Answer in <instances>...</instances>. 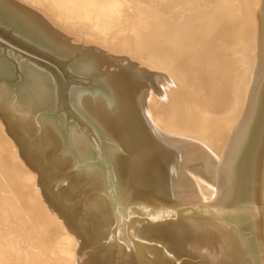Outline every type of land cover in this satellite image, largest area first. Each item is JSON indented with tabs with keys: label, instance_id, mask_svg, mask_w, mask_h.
Segmentation results:
<instances>
[{
	"label": "bare ground",
	"instance_id": "obj_1",
	"mask_svg": "<svg viewBox=\"0 0 264 264\" xmlns=\"http://www.w3.org/2000/svg\"><path fill=\"white\" fill-rule=\"evenodd\" d=\"M51 1H56L58 4H60V7H64L65 9L69 8L68 9L69 11L71 10V12H74L69 17L70 23H75V22H78V23L89 22V24L91 23V25H93V29H94L92 36L95 35L96 33L97 34L99 33L101 35L102 31H104L103 26L100 24L101 21H100L98 12H96L95 10H92V9L87 10L86 8H84L83 7L84 4L82 5L81 0H51ZM20 2H22V0ZM129 2H130V0H129ZM132 2H135V1L133 0ZM134 4L136 5V3H134ZM36 5H38V4H36ZM54 6H56V4H54ZM209 6H211V5H209ZM211 7H213V6H211ZM244 7H245V5L243 6V8L240 7L239 13L235 12L233 10L234 12H232V14H231V11H230V13L227 11L228 13L226 15H228V17H233V19H234V23H231L232 26L231 25L228 26V24H230L228 17L226 19V20H228V21H226V23H228V24H226L224 22L228 26V29L230 30L229 33L224 32V33H227L226 37H229L228 40L229 39L231 40L233 38V34L235 36L237 35L236 33L238 32L237 30H239V28H237V30H236V26H238V24H243V21L241 19H240L241 21L238 24L235 23V20L239 19L240 17L243 19L244 14L246 13V11L251 6H249L248 8L247 7L244 8ZM255 7H256L257 16L255 18H253V20L250 18L252 16L250 14L251 11L248 10V12H250L249 18H250V20H252V22L249 23V24H251V26L250 25L249 26L251 28L253 27L252 29L249 27V29H251V32H248L249 31L247 29L248 26H246V29H247V31H246L242 27L243 25H241V27H242V30L244 29V31H245V34H244L245 36L241 33L242 30L239 31L243 35L241 37L239 35L240 39L246 38V36H247L246 34H248L249 36L251 35V37H250V39H252L251 42H250V39L248 38L249 36L246 38V39H249L248 41H249V43H251V44H247L248 42L246 40V42H247L246 44L248 46L245 45L246 47H244V48L241 46V45H244V43H245V42H243V40H242L243 44L241 43V45L238 46V42L241 41V40L237 41V38H239V37H237V38L234 37L236 39L231 40V42H229L230 40L228 41L226 38L228 43L224 42L226 45L224 44L225 47H223V50H222V48H220V50H218L214 56L212 54L211 56H208L205 60H202V61H201V59H199L200 57L197 56L199 54V52H198L199 49L197 51L187 50L186 52H184V54H185L184 56H187V55L190 56V62L192 64V66H194V69H196L197 71L200 72L202 79H204V81L206 80L205 82L208 81L211 85H213V87L219 86L218 88H220V87L224 88L223 85H226V86L229 85L227 83L226 79L229 80L230 76H232L231 74L235 75V73H237L236 77H238V74L240 75V77L238 78L239 80L237 79L239 82L237 80H236L237 81L236 82L233 79V77H234V75H233L232 79L235 81L236 84L239 83V85L234 86L235 85V83H234V85H232V86H234L237 90V91H235L236 94L234 93L235 94L234 98H236L237 102L241 101V103H242L241 113L239 115L240 118L234 123L233 127L232 128L229 127L227 129V134L225 136V142H227L226 145L224 147H222V145H221L222 149L220 150V148L218 147L219 150H217L216 147L215 148L212 147V146H214V145H212L213 144L212 141L215 139L214 138L212 139L211 136L209 139H212V141L209 139H206V140H209L212 143L211 142L204 143V141H206L205 139L202 142L204 135L201 136L202 140H199L200 139L199 138L200 136H199L198 140L193 139V140H189L188 142H183L185 144L181 148V149H184V152L181 151L182 153L190 156L193 159H195V158L200 159L204 163H207L208 165L212 166V168L214 170L213 174H212V178L210 177L211 179H209L212 182H210L209 185H206L209 183L206 180L207 181V183H205L206 187H204V185L200 184L201 187H204V190L199 191V193L196 192V194L190 195V194H187L183 190L180 191L177 188L175 189L176 184L172 185V189L170 190L167 187H165V182L159 181V179H161V177L158 179V176H160V175L156 172V170H151V169H152V166L156 167L158 165V163H156L157 156L158 157L161 156L163 158V153H162L163 150L158 151V149H156L154 147H150L151 146L150 145L149 147L146 146L143 149L142 148L141 149L136 148V150L133 151L134 149H132V147H131L132 145H133V147H136L135 145H138L137 143H140V142L143 143L142 139L140 137V135H142V134H140V133H142L141 130H143V134H144L145 133L144 130H145V128H147V126H146V124L144 125V123H142V121L145 118L144 116H143L144 117L143 120H141L142 126L140 125V122H137L138 118L141 117V116L138 117V115H141L140 114L141 112L140 113L138 112L139 114L137 115V113H136L137 111L135 108L134 109L136 112L133 113V107L131 106L132 104L126 105L125 102L122 103L123 102L122 98L125 99L126 97H124L122 95L123 97L121 98L119 96L120 95L119 92L121 91L120 89H119L120 90L119 92L117 90V88H118L117 86L120 85V84L117 85V83H119V82H114V84L116 83L117 88L114 87V85L112 84L113 82L107 83L105 80H104L105 82H101V83H103L102 86H104L106 84L109 87L110 94L112 95V97L109 94H106L103 92V91L107 90L106 88L103 89V88L97 87V86H96L97 88H95L97 90L95 91V89H94L93 93H88V92H83V91L82 92L81 91H79V92L75 91L72 93L71 103L74 106V107L73 106L72 107L73 108L77 107L76 110L78 111L79 116H81L90 126H92L96 135H98V137L100 139V144H96L98 146L97 147V146H93L91 144V142L89 143L87 138L83 135L85 133L84 131H83L84 133L82 134L81 132L76 130V128L74 127L75 129L74 128H73L74 130L70 129L69 133L67 131L65 132L63 127H61V125H62L61 124V122H62L61 118H58V120L56 119L57 121L56 120L54 121L52 118H49L44 113H42V110H47L49 115H50L53 112V110H55L54 107L52 108V106L55 105V103H54L55 102L54 99L56 98V96L54 94L55 89L53 91L52 87L54 85L51 87V85H50L51 82L49 81L50 77L47 78L46 77L47 74L45 75L41 70L36 69L37 67L34 69L32 68L33 66L29 67V64L25 67L21 66V69L24 72L23 74L26 75L25 76L26 77V81H25L26 84H25V86H23L20 89L21 92L18 95L14 96L12 91L9 90L7 88V86L5 85V83L2 81L3 80L2 78L8 77V72H10V70L12 71V69L9 70V68H6L0 62V78L2 79V80H0V111L3 110L9 114L11 126L14 127L15 130H18L28 140V142L31 143V146L32 145L37 146L36 150H33V147L31 150L36 151V152L39 151V153H38L39 155H37L38 156L37 159L40 158L39 159V160H41L39 162L40 165L44 166L46 164L45 165L46 168L44 166L45 169H47V166L53 167V174H52L53 180L56 181V179H58V181L56 183H54L55 185H54L52 191L50 189H48V190H46V192L43 193V195L46 194L48 196L50 205L58 210L59 215L63 216L62 222H64V224L66 223V225L68 226V228L70 230H73L70 227L75 228V231L72 232V234L76 235V237L77 236L79 237V239L82 243V246L84 248L91 246V245L93 246V248H91V247L89 248L88 252L83 250L87 254H80L79 259H77L78 264H85L87 261H90L93 264H114L112 262V258L110 259V256L112 254H116L118 256V258L122 261L121 263H124V264H178L177 261L174 259L170 260V258L158 256L159 252H158V249H156L155 243H154L156 237L157 238H163L165 240L168 239L170 241V243L173 241H177L183 247H184V245L187 246L189 248V249L188 248L186 249V254H187L186 257H188V259H189L188 264H264V2L260 5L256 4ZM46 8H48V10H49V7H46ZM27 9H29V8H27ZM51 9H52V11L55 10L53 8H50V11H51ZM217 9H218V7H217ZM238 9H239V7H238ZM26 10L24 8L20 7L18 5V3L16 2V0H0V21H1V23H3V25H6V26H10L14 23H17L16 32L18 33V35H21L23 38L28 39V41L36 42L37 44H39V46H41L42 48H44L48 51H53V49L59 50V47L66 50L64 48V47H66V44L61 39H59L56 35H54L53 32H52L53 33L52 34L50 32V30H47L48 29L47 27H45V28L42 27L41 26L42 21L37 23V21L35 20L37 16L34 17L35 18L34 19L28 12H26ZM62 10H61V12H62ZM115 10L116 9H114V7H112V6H109L106 9L104 8V10H103L104 15L107 17V19H108L107 21L109 23L110 22H114V23L119 22V20H118L119 17L116 14ZM50 11H49V14H50ZM103 11H102V13H103ZM220 11H221V9H220ZM220 11H219V13H220ZM155 13H157V12H155ZM31 14H33V13H31ZM174 15H175V13H174ZM226 15H225V17H226ZM253 15H255V13H253ZM54 16H55V14H54ZM55 17H57V16H55ZM59 17H61V16H59ZM191 17H194V16H191ZM195 17H197V16H195ZM185 18H186V16H185ZM209 18H208V20L211 19V18L210 19ZM219 18H221V16ZM60 19H62V18H60ZM222 19H224V17H222ZM233 19H231V20L233 21ZM190 20H192V19H190ZM212 20H213V18H212ZM212 20L209 21L210 23L209 22L208 23L211 24ZM218 21L219 20L216 21L217 25H219ZM223 21H222V23L220 22V24L223 25ZM174 22H176V21H174ZM186 22H188V21H186ZM236 22H238V20H236ZM246 22L248 23L247 19L244 20V23H246ZM44 23H46V21ZM171 23H170V25H171ZM205 23H206V21H205ZM47 24H48V22H47ZM181 24H183V23L181 22ZM209 24H205V25H207V27H208ZM235 24H236V26H234ZM74 25H76V24H74ZM99 25H101V26H99ZM113 25H115V24H113ZM45 26H48V25H45ZM178 26H179V24H178ZM172 27L174 28V26H172ZM176 27H177V25H176ZM244 27H245V24H244ZM220 28H221V26H220ZM208 29H206L207 33L205 31V34L201 35L203 38H204V36H206V34H208V31H209ZM210 29H214V28H210ZM228 29H224V30H228ZM99 30H101V31H99ZM180 30H182V28ZM195 33H196V31H195ZM113 34H114V32H113ZM209 34H211V32ZM100 35H97V36L100 37ZM188 35L190 37H192V35L187 34V36H186L187 38L190 39V37ZM97 36L95 39L99 38ZM115 36L117 37L116 34H115ZM160 36L162 37V35H160ZM178 36H177V38H178ZM210 36H212V35H210ZM223 36L225 37V35H221V37H223ZM60 37L62 38L61 35H60ZM124 37H126V36H124ZM159 37H157V38L159 39ZM167 37H168V35H167ZM195 37H196V35H195ZM197 37H199V36H197ZM213 37H214V35H213ZM218 37H219V35H218ZM221 37H220V39H221ZM182 38H184V37H182ZM194 38H192L191 40H193ZM208 38H205L203 40H206V39L208 40ZM174 39H176V38H173L172 40H174ZM178 39L176 41H178ZM180 39H181V37H180ZM199 39H200V37H199ZM172 40L170 39L169 41H172ZM195 40H196V38H195ZM235 40H236V42H234ZM211 41H213V39H211ZM216 41H217V39H216ZM221 41L219 40V42H221ZM102 42L106 43L105 40ZM194 42L196 43V41H194ZM194 42H192V43H194ZM198 42L201 43L200 40H198ZM219 42H217V43H219ZM161 43L164 46L166 45L169 47V44L171 42H168V38L167 39L165 38V39L161 40ZM185 43H187V42H185ZM205 43L208 44L209 42H205ZM222 43L223 42H221V45H222ZM233 43H235V44H233ZM157 45H158V43H157ZM175 45H177V44H175ZM192 45L193 44H191V47H193ZM199 45L200 44H198V46ZM203 45L205 46L204 43H202L200 46H203ZM221 45L219 44V46H221ZM194 46H195L194 48H197L196 45H194ZM216 46H218V44ZM125 47H126V45H125ZM123 48H124V46H123ZM202 49H203V47H202ZM133 50H134V48H133ZM147 50L149 52V49H147ZM181 50H182V48L179 50L180 54H182ZM138 51H140V48ZM141 51L144 52L143 48ZM208 52L212 53V50L210 49V51H209V48H208L206 53L208 54ZM117 53L119 54V52H117ZM190 53H191V55H190ZM201 55H202V53H201ZM88 56L90 58L89 54H88ZM96 57H98V56H96ZM128 57H126V60L128 59ZM93 58L91 57V59H93ZM102 59L103 58H101V60ZM120 59L124 60L125 58L123 57ZM93 60L94 61H92L91 63L86 64V65H83V64L80 65L79 64L78 69H80L81 71H87V72L95 70L93 68H96V67H97V69H99L97 66L98 62H99L98 58L93 59ZM109 60L112 61L113 59L109 58ZM118 60L115 59L114 61L117 62ZM78 61L80 63L82 60H78ZM78 61L76 60V62H78ZM103 61H105L104 62V65H105L106 61H108V60L105 59ZM111 61L110 62L108 61L109 64L115 63L114 61H112V62ZM85 62L86 61H84V63ZM126 62H125V64H126ZM157 62L159 63L160 61H157ZM100 63L102 64L103 62L101 61ZM73 65H74V62H73ZM77 65L78 64H76V66ZM103 66L101 65L102 68H104ZM106 67H108L107 64H106L105 68ZM118 67H120V66H118ZM144 67L142 66L143 69H144ZM145 68H147V67H145ZM101 70L102 69H100L99 71H101ZM105 70L108 71L107 69H105ZM116 71H117V69H116ZM102 72H103V70H102ZM113 72H115V71L113 70ZM121 72H122V70H121ZM186 72H187V70H186ZM110 73H111V71H110ZM10 75H11V73H10ZM190 75H191V72H190ZM194 75H193V77H196V75L195 76ZM112 76H114V74ZM117 76H120V75H117ZM121 78H123V77H121ZM120 79L118 77V80H120ZM127 79H130V78L127 77ZM221 79H225L226 82L222 81L221 85H218V84H220L219 81H221ZM233 80H231V82H234ZM7 82L8 81H6V83ZM96 82H97V80H95V83ZM128 82H130V81L128 80L126 82V84H128ZM122 83H123V85H121V87H124V82H121V84ZM129 84H128V86L132 85V82L130 85ZM215 84H217V86ZM17 85H21V84H17ZM178 86H179V84H178ZM234 87L232 89H234ZM125 88H128V87H124V89ZM135 88H137V87H135ZM76 89H78V88H76ZM124 89L122 90L123 93L121 92L122 94L125 93ZM222 90H224V89H222ZM106 92H109V91L107 90ZM229 92H231V94L234 95L232 93L234 91H229ZM127 95L132 96L130 94H127ZM129 99H130V97H129ZM232 99L233 98H231L230 101H232ZM131 100L134 101L133 98ZM233 100H235V99H233ZM236 101L234 103H236ZM126 102L128 103V101H126ZM52 103H54V104L52 105ZM226 103H228V101ZM238 103H236V104H238ZM229 105H230V102H229ZM205 106H207V105H205ZM151 108H153V107H151ZM233 110L235 113L238 111L237 107H236V109L234 108ZM235 110H237V111H235ZM80 111L83 113H81ZM130 111H132V114H133L132 116L130 115V113H131ZM180 112H181V109H180ZM48 113H47V115H48ZM157 113L158 112H156V115H157ZM171 113H173V111H171ZM211 113H213V112H211ZM149 114H152V113L149 112ZM153 115H155V114H153ZM153 115H152V117H153ZM161 115L162 114H160V116ZM166 116H168V115L166 114ZM173 117H174V115H173ZM204 117H206V116H204ZM159 118H162V117H159ZM163 118H164V116H163ZM163 118H162V120H163ZM171 118H172V116H171ZM140 119H142V118H140ZM140 119H139V121H140ZM153 119H154V117H153ZM207 120L210 121L211 119H207ZM146 122L147 121H145V123ZM211 123H212V120H211ZM211 123H209V124L211 125ZM1 124L2 123L0 121V132H2L4 134V132L2 131V128H1V126L3 127L4 124L3 125H1ZM206 124H208V123H206ZM209 124L207 126L210 127ZM217 124L218 123H216V126H218ZM144 126H146V127H144ZM207 126H206V128L208 129ZM223 126H224V124H223ZM4 127H5V125H4ZM140 127H144V128L140 130ZM203 127H201V128L199 127L200 128L199 130H201ZM149 128H151V127H149ZM189 128L187 130H189ZM216 128L213 127V130ZM147 129H146V132H147ZM170 129H172V128L169 126L168 127L166 126V128L164 130L166 132H170ZM218 129H219L218 131L221 135L222 134L221 132L223 130L221 129L222 131L220 132V128H218ZM148 131H151V130L149 129ZM215 131H214V133H215ZM201 133L202 132H200V134ZM146 134H145V136H146ZM203 134H206V133L203 132ZM215 134L217 135V131ZM223 134H224V132H223ZM12 135H13V133H12ZM157 135H158V133H157ZM216 135L215 136L213 135L212 137H216ZM142 137H144V135H142ZM147 137L148 136H146V138ZM7 138H10V137H8V135H7ZM152 138L153 137H151L150 142H151ZM204 138H205V136H204ZM206 138H207V135H206ZM219 138H220V136H219ZM103 140H104V143L107 140V143H106L107 145H104L105 146L104 151L101 150L104 154V160L101 157L102 156L101 155L100 157L102 158L103 161H102V164H100L96 156H97V153H99V151H100L99 149H101V147L103 146ZM154 140H155V138H154ZM154 140H152V141H154ZM156 140H157V137H156ZM220 140H221V138H220ZM157 141L159 142V139ZM173 142H174V140H173ZM175 143L177 144V142H175ZM181 143L182 142L180 141V144ZM164 144H167V143L164 142ZM6 145H7V147L5 145H2V146L8 150V148L11 147L10 145H12V144H11V142L7 141ZM97 148H99V149H97ZM37 149H39V150L37 151ZM213 149H215V151H216L214 157L212 155ZM97 150H98V152H97ZM24 151H26V150H24ZM11 153H13V151ZM31 155L32 154H30L29 156H31ZM123 155H124V158H122ZM27 156H28V154H27ZM33 156L37 157L36 153H35V155L33 154ZM43 157H45V164L43 163ZM34 160H36V159H34ZM99 160H100V158H99ZM163 160H164V158H163ZM25 161H27V160H25ZM37 161H36V163H37ZM105 162H106V164H105ZM197 162H198V160H197ZM22 163H24V162H22ZM25 166H26V164H25ZM14 167L16 169V166H14ZM154 169H156V168H154ZM38 171L40 173L43 170L42 171L38 170ZM157 171H159V170H157ZM44 172L47 173V170ZM203 176H205V175H203ZM207 177L208 176H206V178ZM7 178H8L7 176L5 177V172H3V173L0 172V179L4 180V182L3 183L1 182V183L2 184L5 183L3 186H0V187H3V189H4V187L7 185L5 188L6 192H4L6 195L5 196L0 195V197H1V199H0V228H2L4 230V236H0V264H13V262L11 263V260L13 259L12 258L13 254H16V255L21 254L20 257L15 255L17 258H19V259H17L19 261H20L21 257H22V259H23V257L24 258L27 257L28 259L26 258L25 262L31 261V263H32V260H29V259H31L30 252H29V254L27 253V251H29L30 248L27 249V246L25 247L23 245H19V243H18L19 240L17 243H15L14 240L12 239V237H14L15 239H21V238L26 237V235L27 236L31 235L32 237H34L36 239V242H39L38 245H40V244L41 245H50L53 248V252H54L53 254H45V253H43L44 252L43 250H41V249L39 250L37 257H39V255H41V257H43L45 259L43 264H50L47 262V259L57 260V261L61 260L60 262H62L64 264L65 263V262H63L64 259L68 258L69 252H71V250L69 251L67 249V246L69 247L71 245L70 242L72 243V245L76 244V243L74 241L68 242L70 245H67L65 247V249L68 250L66 252L68 255H66L65 252H63L64 246H62L63 248L61 247V249H63V250H59L60 247H58V251H55V250H57V248L55 249L54 244H53L54 242L53 243L49 242V239H52L54 237V235H52L54 233V231L50 232V230H49V232L51 234L48 233L47 237L49 238L51 235L52 236H51V238L48 239L46 237L47 233L43 232V228H42V230L39 229V227H40L39 224L41 223V222H39L40 217H41V213H39L40 216L38 218H37L36 214L34 213L39 209V207H41V205L37 206L36 205L37 203L31 204L28 206L25 204H21V205L13 204L11 201L12 197H10L8 195V193L13 194L12 190L14 187H12L13 185L8 182ZM30 178H32V177H30ZM39 178H40V176H39ZM171 182H173V181H171ZM45 185H47V184H45ZM198 185H199V183H198ZM198 185L195 186V188H197V190L199 187ZM44 187L42 186V188H44ZM168 187L170 188L171 186H168ZM199 189H200V187H199ZM39 199H40V197H39ZM45 215H48L47 212ZM42 216H43V214H42ZM43 218H41L42 221L45 220ZM37 219H39V220H37ZM13 221H14V223H15V221H17V223H19V225L16 228L15 227L12 228V226H11V224H13ZM10 222H11V224H10ZM3 224H6V226H5L6 228L3 227ZM57 224L59 225L58 222H57ZM44 225H45V223H44ZM37 226H38V228H37ZM11 229H14V230H11ZM46 229H47V226H46ZM56 229H57V227H56ZM56 232L57 231H55V233ZM2 233H3V231H2ZM2 233L0 232V234H2ZM49 234H50V236H49ZM71 236H69L70 239L72 238ZM58 237H57V239L61 240V241L59 240L60 243L63 241L65 242L66 239L63 240L65 236L63 237V239L61 238V236L59 238ZM198 237L203 239L202 240L203 243L201 242V240H200V242L202 244L199 243L200 246L201 245H203V246L200 247V250L194 251V249L196 247L193 246L195 244H193L192 241H194V239L198 238ZM54 238H56V237H54ZM54 238H53V240H54ZM66 238H68V237H66ZM69 238H68V240H70ZM30 240H32V238H30ZM59 241L57 242V240H56V244L59 245ZM211 242L215 243V246L214 245L208 246V244H212ZM66 243H67V241L65 242V244ZM65 244H63V245H65ZM58 245H56V247ZM61 245L62 244H60L59 246H61ZM72 245H71V247H72ZM191 245H192V247H194V249H192ZM195 246H197V245H195ZM74 247L75 246L73 245L72 248H74ZM197 247H199V246H197ZM113 250L115 251V253L113 252ZM177 250H178V248H177ZM12 252H13V254H12ZM56 252L58 253L57 255H59V256L56 255ZM61 254H62V256H64V254H65L67 257L66 258H65V256L62 257ZM87 255L89 256L88 258L86 257ZM68 259H70V258H68ZM68 259L66 261H68ZM41 260H42V258H41ZM85 260H87V261H85ZM22 262L23 261H21V263ZM27 263H29V262H27ZM38 264H39V262H38ZM68 264H70V263H68Z\"/></svg>",
	"mask_w": 264,
	"mask_h": 264
},
{
	"label": "rangeland",
	"instance_id": "obj_2",
	"mask_svg": "<svg viewBox=\"0 0 264 264\" xmlns=\"http://www.w3.org/2000/svg\"><path fill=\"white\" fill-rule=\"evenodd\" d=\"M20 1L21 0H16L18 5L22 8H24L25 10L27 8H29L26 10V12H28L33 18L37 16L36 19L34 18L37 21V23L42 21L41 22L42 25L40 23L39 24L44 28L47 27L48 28L47 30H50L51 33L53 32L54 35H56L59 39H61L66 44V47H64L66 50L59 47V50L53 49V51H48V50L42 48L41 46H39V44H37L36 42L28 41V39H25L21 35H18V33L16 32L17 23H14L10 26H6V25H3V23H1V21H0V62L6 68H9V70L12 69V71L10 70V72H8V77L2 78L3 80L0 78V80H2L5 83V85L7 86V88L12 91L14 96L18 95L21 92L20 89L23 86H25V84H26V82H25L26 81V77H25L26 75L23 74L24 72L21 69V66L25 67L29 64V67L33 66L32 67L33 69L37 67L36 69L41 70L45 75L47 74V76H46L47 78L50 77V80H49L51 82L50 85H51V87L54 85L52 87V89H53V91L55 89L54 94L56 96V98L54 99L55 105H53L54 103H52V105H53L52 108L53 107L55 108V110H53V112L51 113L52 115L50 114L52 117L49 115L47 110H42V113H44L47 117L52 118L54 121L56 119L58 120V118H61V121H62L61 124L63 125V126L61 125V127H63L65 132L67 131L69 133L70 129L72 130L74 127L76 128V130H78L82 134L85 132L86 134L84 133L83 135L87 138L89 143L91 142V144L93 146H97L96 144H100V139H99L98 135H96L92 126H90L81 116H79V113L76 110L77 107L73 108L74 106L71 103L72 93L75 91H78V92L83 91V92L93 93L95 88L101 87L103 89L106 88L109 92H106L107 90H105L103 92L106 94H109L112 97V95L110 94L109 87L106 84H105L106 86L104 85L105 87L102 86L103 83H101V82H105V81L107 83L113 82L112 84L114 85V87H116L117 85L120 84L119 86H117L118 88L116 87L118 92L121 90L119 92L120 93L119 96L121 98L123 96L126 97L125 99L122 98L123 99L122 103L125 102L126 105L132 104L131 106L133 107V113L137 111L136 112L137 115L141 112L140 113L141 115H138V117L141 116L140 118H142V119L138 118L137 122H140V125L142 126L141 120H143V118L145 117L144 120L142 121V123H144V125L146 124V126L148 128V129L145 128V130H144L145 133L143 134V130H141V129H143L146 126L140 127V130L142 132L140 134L144 135V137H142V135L139 134L143 143H141V142L137 143L138 145H135L136 147H133V145H132L131 147H132V149H134L133 151H135L136 148H138V149L142 148L143 149L146 146L149 147L150 145H151L150 147H154V148L158 149V151L163 150L162 153H163L164 160L161 156H159V157L157 156L156 163H158V165L156 167L152 166V169H151V170H156V172L160 175V176H158V179L161 177V179H159V181L165 182V187H167L170 190L172 189V185L176 184L175 189L177 188L180 191L183 190L187 194H190V195L196 194V192L199 193V191L204 190V187H206V185H209L210 182H212L211 180H209L212 178V174L214 171L212 166L208 165L207 163H204L200 159H196V158L193 159L190 156L185 155L184 153L181 152V151L184 152V149H181V148L185 144L183 142H188L189 140H193V139L198 140L199 136H200L199 140H202L201 136H203V135L205 136V138L203 136L202 142L204 141V139L205 140L209 139L210 136L212 139L213 138L215 139L213 141H212V139H209V140H211L213 142L212 145H214V146H212V147H214V148L216 147L217 150H219L218 147L221 150L222 147H224L226 145L227 142H225V136L227 134V129L229 127L232 128L234 123L240 118L239 115L241 113L242 103H241V101H238L239 102L238 103L236 101V98H234L235 94H236L235 91H237L234 86L239 85V83L236 84L235 81L240 77V75L238 74V77H236L237 73H235V75L231 74L232 76H230V78L228 77L229 80L226 79V81L229 85H227V86L223 85L224 88L223 87L218 88L219 86H217V84H215L217 87H215V86L213 87V85H211L208 81H207L208 82L207 83V82H205L206 80L204 81V79H202L200 72L197 71L196 69H194V66H192V64L190 62V56L189 55L184 56L185 55L184 52H186L187 50L197 51L199 49V51H198L199 54L197 56L200 57L199 59H201V61H202V60H205L208 56H211L212 54L214 56L216 54V52L218 50H220V48H222V50H223V47H225V45H226L224 42L228 43V41L230 40V39L228 40L229 37H226L227 36L226 34L229 33V31H230L228 29V26H230L231 23H234L233 17H228V15H226V14L228 12L230 13V11H231V14L234 11L239 13L240 7L243 8L244 5L247 8L249 6H251L248 9L251 11V13L248 12V10H247L246 13L244 14L245 17L243 16V19L244 20L247 19L248 23L247 22L244 23V20L241 17L239 19H236V20H238V22H236V20H235L236 24H238L241 20L243 21V24H238V26H236V24L234 25V26H236V30H237V28H239V30H237L238 31L237 33L235 32L237 34L236 36L233 34V38L231 40L236 39L237 37H239V35H240V37L243 36L245 34L244 29L246 31L248 29L249 30L248 32H251V29L253 27L251 28L250 27L251 24H249V23H251L253 18H255L257 16L255 6H256V4L257 5L262 4L264 2V0L263 1L262 0H243L244 2L242 0H218V1L217 0H176V1L175 0H134L135 2H132L133 0H130V2H129V0H126V1L125 0H87V1L81 0L82 5L84 4L83 5L84 8H86L87 10L92 9V10H95L96 12H98V15H99V18L101 21L100 24L104 28L103 29L104 31H102L101 35L99 33L98 34L96 33L93 36H92V34H93L94 29H93V25H91V23L90 24H89V22L70 23L69 17L74 12H71V10L69 11L68 10L69 8L65 9L64 7H60V4H58L56 1H51V0H43V1L42 0H40V1L34 0L35 2L33 0H25V1L22 0V2H20ZM134 3H136V5ZM36 4H38V5H36ZM54 4H56V6H54ZM209 5H211L213 7H211ZM109 6H112V7H114V9H116L115 10L116 14L119 17L118 23H114V22L109 23L107 21L108 19L104 15L103 10H104V8L106 9ZM46 7H49V10ZM217 7L219 10L217 9ZM238 7H239V9H238ZM50 8H53L55 10L52 11V9H51V11H50ZM60 9L61 10L63 9L62 12ZM220 9H221V11H220ZM49 11H50V14H49ZM102 11H103V13H102ZM219 11H220V13H219ZM155 12H157V13H155ZM31 13H33V14H31ZM174 13H175V15H174ZM201 13L202 14L204 13L203 14L204 16ZM249 13L252 15L251 17H250ZM253 13H255V15H253ZM54 14L57 17H55ZM219 15L221 16V18H219L220 17ZM225 15H226V17H225ZM59 16H61V17H59ZM185 16H186V18H185ZM191 16H194V17H191ZM195 16H197V17H195ZM222 17H224V19H222ZM227 17L229 18L230 24L226 23V21H228V20H226ZM249 17L252 20H250ZM60 18H62V19H60ZM208 18L210 20H208ZM212 18H213V20H212ZM230 18L233 19V21ZM190 19H192V20H190ZM211 20H212V23L209 24L210 23L209 21H211ZM217 20H219L218 24L221 26V28L219 25H217V22H216ZM45 21H46V23H44ZM174 21H176V22H174ZM180 21L183 24L184 23L185 24L184 25L181 24ZM186 21H188V22H186ZM205 21H206V23H205ZM222 21H223V25L220 24V22L222 23ZM47 22H48V24H47ZM224 22L226 24H228V26ZM170 23H171V25H170ZM74 24H76V25H74ZM113 24H115V25H113ZM178 24H179V26H178ZM205 24H209V26L207 27V25H205ZM244 24H245V27H244ZM45 25H48V26H45ZM101 25H99V26H101ZM176 25H177V27H176ZM241 25H243L242 26L244 28L243 30H242ZM172 26H174V28ZM246 26H248L247 29H246ZM249 27L251 29H249ZM181 28H182V30H180ZM210 28H214V29H210ZM206 29L209 30L208 34L210 32H211V34H209V35L206 34V36H204V38H203L201 35L205 34ZM224 29H228V30H224ZM99 31H101V30H99ZM195 31H196V33H195ZM239 31H241V33L243 35ZM113 32H114V34H113ZM224 32H227V33H224ZM206 33H207V31H206ZM115 34L117 35V37L115 36ZM187 34L192 35V37H190L188 35L190 37V39L187 38L186 37ZM220 34L225 35V37L224 36L221 37ZM60 35L62 36V38L60 37ZM97 35H100L101 38ZM160 35H162L163 38ZM167 35H168V37H167ZM195 35H196V37H195ZM210 35H212V36H210ZM213 35H214V37H213ZM218 35H219V37H218ZM246 35H247L246 36V38H247L249 35L248 34H246ZM96 36L99 38L95 39ZM124 36H126V37H124ZM177 36L179 39L177 38ZM197 36H199L200 39ZM157 37H159V39ZM180 37H181V39H180ZM182 37H184V38H182ZM194 37L196 38V40ZM220 37H221V39H220ZM234 37H236V38H234ZM240 37L237 38V41L241 40L240 42H238V46L241 45V43L243 44V42H245L244 45H241L243 48L248 46L247 44H251L248 41L250 39L251 35L248 37L249 39H246L244 37H243L244 39H240ZM165 38L166 39L168 38V42H171L169 44V47L166 45L164 46L161 43V40H163ZM173 38H176V39L172 40ZM192 38H194V39L191 40ZM202 38L203 39L208 38V40L207 39L203 40ZM226 38L228 41L226 40ZM170 39L172 41H169ZM177 39H178V41H176ZM197 39L200 40L201 43H199ZM211 39H213V41H211ZM216 39H217V41H216ZM104 40L106 41V43L102 42ZM219 40L220 41L222 40L221 41V42H223L222 45H221V42H219ZM231 40L229 42H231ZM242 40H243V42H242ZM246 40L248 43L246 42ZM251 40L252 39H250V42H251ZM194 41H196V43ZM204 41L209 42V43L207 44ZM185 42H187V43H185ZM192 42H194V43H192ZM217 42H219V43H217ZM234 42H236V40ZM157 43H158V45H157ZM202 43H204L205 46L204 45L200 46ZM175 44H177V45H175ZM191 44H193L192 45L193 47H191ZM198 44H200V45L198 46ZM217 44H218V46H216ZM219 44L221 46H219ZM233 44H235V43H233ZM122 45L124 46L125 49L123 48ZM125 45H126V47L128 45L129 46L126 48ZM194 45H196L197 48H194L195 47ZM202 47H203V49H202ZM133 48H134V50H133ZM139 48H140V51H138ZM142 48H143L144 52L141 51ZM181 48H182V50H181L182 54L179 53V50ZM208 48H209V51H210V49L212 50V53L208 52L209 55L206 53ZM147 49H149V52ZM117 52H119V54ZM200 52L202 53V55ZM88 54L90 55V58H89ZM190 55H191V53H190ZM96 56H98V57H96ZM91 57L92 58L94 57L93 59L98 58L99 62H98L97 66L99 69H97V67H96V68H93L95 70L88 71V72L87 71H81L80 69H78L79 64L80 65H82V64L86 65V64H89L92 61H94L93 59H91ZM119 57L120 58L124 57L125 59L121 60ZM126 57H128L127 60H126ZM101 58H103V59L101 60ZM109 58L110 59L112 58L113 59L112 61H114L115 59L116 60L119 59V60L117 62L114 61L116 64L113 63L114 64L113 65L112 63L109 64V62L111 61V60H109ZM105 59H107L109 61V62L106 61V64L108 66L106 68H105L106 64L104 65L105 61H103ZM76 60L77 61L82 60V61L79 63V61L76 62ZM84 61H86L87 63L86 62L84 63ZM101 61L103 62L102 64L100 63ZM157 61H160V62L158 63ZM73 62H74V65H73ZM125 62H126V64H125ZM76 64H78V65L76 66ZM101 65L102 66L104 65L103 67L105 69H107L108 71H106L104 68H102ZM118 66H120V67H118ZM139 66L141 68H142V66L143 67L145 66L147 68L144 67V69L142 68L143 69L142 70ZM100 69H102L103 72H102V70L99 71ZM116 69H117V71H116ZM120 69L122 70V72ZM113 70L115 72H113ZM186 70H187V72H186ZM110 71H111V73H110ZM190 72H191V75H190ZM10 73H11V75H10ZM113 74H114V76H112ZM194 74L196 75V77H193ZM117 75H120V76H117ZM233 75H234V77H233ZM118 77H119V79L121 77H123V78H121L122 80L121 79L118 80ZM127 77L130 78L131 80L127 79ZM232 77L235 81L232 79ZM230 79L233 80L234 82H231ZM95 80H97L96 83H95ZM128 80L130 81V82H128V84L129 83L131 84V82H132V85L129 84L130 86H128V84H126V82ZM6 81H8V82L6 83ZM222 81H225V79H221V81H219L220 84H218V85H221ZM114 82H119V83H117V85H116V83L114 84ZM121 82H124V87H128V88L124 89V87H121V85H123V83L121 84ZM234 83H235V85H234ZM17 84H21V85H17ZM178 84H179V86H178ZM232 85H234V86H232ZM135 87H137L138 89ZM233 87H234V89H232ZM76 88H78V89H76ZM221 88L224 90L226 89L225 90L226 92L224 90H222ZM123 89H124L125 95L122 94ZM96 90L97 89H95V91ZM229 91H234L232 93L233 94L235 93V94L232 95L231 92H229ZM127 94H130L132 96H128ZM129 97H130V99H129ZM132 98L134 101L131 100ZM231 98H233L235 100L232 99V101H230ZM125 100L128 101V103ZM227 101H228V103H226ZM235 101L238 104L234 103ZM229 102H230V105H229ZM205 105H207V106H205ZM151 107H153V108H151ZM236 107L238 110V111L235 110V111H237L236 112L237 114L233 110L234 108L236 109ZM134 108L136 109V111ZM180 109H181V112H180ZM171 111H173V113L174 112L175 113L173 114V113H171ZM130 112H131L130 115L132 116L133 115L132 111H130ZM149 112L152 114H149ZM156 112H158L159 114L157 113V115H156ZM211 112H213V113H211ZM47 113H48V115H47ZM81 113H83V112H81ZM165 113L168 116H166ZM153 114H155V115H153ZM160 114H162V115L160 116ZM152 115H153L154 119H153ZM173 115H174V117H173ZM163 116H164V118H163ZM171 116H172V118H171ZM204 116H206V117H204ZM159 117H162L163 120H162V118H159ZM139 119H140V121H139ZM207 119H211L212 123H211V120L209 121ZM0 121L2 123L1 125H3V124L5 125V127H4V125H3V127L1 126L4 134L2 132H0V167H1L0 172L1 173L5 172V177L6 176L8 177L7 178L8 182L13 185L12 187H14L12 190L13 194L8 193V195L10 197H12V200H11L12 203L15 205L25 204L27 206L34 204V203L35 204L37 203L36 204L37 206L41 205V207H39V209L36 212H34L36 214L37 218L40 216L39 213H41L40 220L37 219V220H39V222H41L39 224V226H40L39 229L42 230V228H43V232L47 233L46 237L48 236V233L54 231V233L52 235H54V237H56V238H54V237L53 238H54V240L56 239L57 242L60 240V239L59 240L57 239V237L59 235L61 236L62 239L65 236L63 240L66 239L65 242L67 241V243L69 241H74L76 244H73L75 247L72 248L73 245L71 242H70V244L72 245V247L69 243L65 244V242L63 240H62L63 242H61V243H60L61 240L59 241V245L62 244L61 246L56 244V240L54 241L53 238L49 239L52 236V235L50 236L51 233L49 234L50 237L49 238L47 237L49 239V242H51V243L54 242L53 243L54 247H55V249L57 248V250H55V251H58V247H60L59 250L64 249L63 252H65V254L68 255L66 252L68 250L69 251L71 250V252H69V255H68L69 256L68 258H70V259L66 258L67 256L64 254V256L66 258L63 261V262H65L64 264H68V263L78 264L77 259H79L80 254H87L86 252L89 251L90 247L93 248V246L91 245V246H88L85 248L82 246V243H81L79 237L78 236L76 237V235L72 234V232L75 231V228L70 227L71 229H73V230H70L68 228V226L66 225V223L64 224V222H62L63 216L59 215L58 210L50 205L48 196L46 194L43 195V193L46 192V190H48V189H50L52 191V189L55 185L54 183H56L58 181V179H56V181L53 180V177H52L53 176L52 175L53 174V167L47 166V169H45L46 168L45 157H43V163L45 164L44 165L45 168H44V166L40 165L39 162L41 160H39L40 158L37 159L38 158L37 155H39L38 154L39 149H37L38 152L33 151V150H36L37 146H34V145L31 146V143H29L28 140L18 130H15V128L11 126L10 116L7 112H5L3 110L0 111ZM145 121H147V122L145 123ZM206 123H208V124L211 123V125L210 124L209 125L212 129L209 126H207L208 124H206ZM216 123H218L217 124L218 126H216ZM223 124H224V126H223ZM166 126L167 127L169 126L172 128V129H170V132H166L164 130L166 128ZM206 126L208 127V129L206 128ZM149 127H151V128H149ZM199 127L200 128L203 127V128L201 130H199L200 129ZM213 127L214 128L217 127L216 128L217 130L216 129L213 130ZM188 128H189V130H187ZM218 128H220V132L223 130L221 132L222 133L221 135L218 131L219 130ZM146 129H147V132H146ZM149 129L151 131H148ZM215 130L217 131V135L215 134L216 133ZM214 131H215V133H214ZM200 132H202V133L200 134ZM203 132L206 134H203ZM223 132H224V134H223ZM12 133H13V135H12ZM157 133H158V135H157ZM145 134H146V136H148L147 138H146ZM7 135H8V137H10V138L12 137V138L11 139L7 138ZM206 135H207V138H206ZM213 135L214 136L216 135V137H212ZM219 136H220L221 140H220ZM151 137H153L152 140H154V138L156 140V137H157V140L159 139V142L157 140H156L157 142L155 140L154 141L151 140V142H152L151 143L150 142ZM104 140H103V146L101 147V149L97 148L100 151H99V153H97L96 157H97L100 164H102V161L104 160V154L101 150L104 151L105 150L104 145H107L106 144L107 140L105 143H104ZM173 140H174V142H173ZM209 140L204 141V143L211 142ZM7 141L11 142V144H12V145H10L11 147H9L8 150L2 146V145H5L7 147V145H6ZM180 141L183 143V144L181 143L182 145L180 144ZM146 142L147 143L149 142V143L147 144ZM164 142L167 144H164ZM175 142H177V144ZM221 145H222V147H221ZM32 147H33V150H31ZM24 150H26V151H24ZM213 150H212V155L214 157L216 151H215V149H213ZM12 151H13V153H11ZM97 152H98V150H97ZM35 153H36L37 157L33 156V154L35 155ZM27 154H28V156H27ZM30 154H32V155L29 156ZM100 156L103 158V160ZM98 157L100 158V160ZM33 158L36 160H34ZM122 158H124V155L122 156ZM25 160H27V161H25ZM197 160H198V162H197ZM36 161H37V163H36ZM22 162H24V163H22ZM25 164H26V166H25ZM105 164H106V162H105ZM14 166H16V169ZM154 168H156V169H154ZM38 170L42 171L44 174L42 172L39 173ZM46 170H47V173L44 172ZM157 170H159V171H157ZM203 175H205V176H203ZM39 176H40V178H39ZM206 176H208V177L206 178ZM30 177H32V178H30ZM206 180L209 183L205 185V183H207ZM171 181H173V182H171ZM1 182L3 183L4 180L0 179V183ZM2 183L0 184V186H3L5 184V183L4 184H2ZM198 183H199V185H198ZM45 184H47V185H45ZM200 184L204 185V187H201ZM196 185H198L200 187V189L198 187V190H197V188H195ZM6 186L4 187V189H3V187H0V195L1 196L6 195L4 193V192H6V190H5ZM42 186L43 187L45 186V187L42 188ZM168 186H171V187L169 188ZM39 197H40V199H39ZM0 199H1V197H0ZM46 212L48 215H45ZM42 214H43V216H42ZM41 218H43L45 220L42 221ZM57 222L59 223V225L57 224ZM44 223H45V225L47 224L46 226H47L48 230L46 229V226L44 225ZM10 224H11V222H10ZM18 225H19V223H17V221H15V223L13 221V224H11L12 228H14V227L16 228ZM5 226H6V224H3L4 228H6ZM56 227H57V229H56ZM37 228H38V226H37ZM0 229L3 231V233H2V231L0 230V232L2 233V234H0V236H4V230L2 228H0ZM11 230H14V229H11ZM49 230H50V232H49ZM55 231H57V232L55 233ZM28 236L26 235V237L21 238V239H15L14 237H12V239L14 240L15 243H17L19 240V242H18L19 245H23L25 247L27 246V249L30 248V250L27 251V253L29 254V252H30L31 259H29V260H32V263H31V261H27V262H29L30 264H33V263L38 264V262H39V264H43L45 259L43 257H41V255H39V257H37L39 250L40 249L43 250L44 251L43 253H45V254H53L54 253L53 248L50 245H41V244L38 245L39 242H36V239L34 237H32L31 235L29 237ZM69 236H71L72 238L70 239ZM66 237H68L70 240H68V238H66ZM30 238H32V240H30ZM167 240H165L163 238H157V237L155 238L154 243H155L156 249H158V252H159L158 256L159 257H167V258H170V260L174 259L177 261L178 264H188L189 259H188V257H186L187 256L186 249L188 247L184 245V247H185L184 248L177 241H173L170 243V241L169 240L167 241ZM200 240L202 242L203 239L198 237V238H195L194 241H192L193 244L199 246V247H197V246L193 245L194 247H196L194 249V247H192V245H191V247H192V249H194V251L200 250V247L203 246V245H201V246L199 245V243H201ZM63 244H65V245H63ZM56 245H58V246L56 247ZM67 245H70V246L68 247ZM209 245L215 246V243L208 244V246ZM62 246H64V248ZM66 246H67L68 250L65 249ZM61 247L63 249H61ZM177 248H178V250H177ZM83 250H85L86 252H84ZM113 252L115 253L114 250H113ZM12 254H13V252H12ZM57 254L58 253L56 252V255ZM15 255L16 254L12 255L13 259L11 260V263L12 262H13V264H26L27 263V262H25V259L27 257L26 258L23 257V259L21 257L20 261H19V260H17L19 258H17L16 256L20 257L21 254L16 255V256ZM88 255L86 256L87 258L90 256V255L89 256ZM57 256H59V255H57ZM61 256H62V254H61ZM64 256H62V257H64ZM41 258H42V260H41ZM111 258H112V262L114 264H118V263L124 264V263H121L122 261L118 258V256L116 254H112L110 256V259ZM67 259L69 262L66 261ZM21 261H23V262L21 263ZM56 261L57 260L47 259V262L50 264H59V263L63 264L62 262H60L61 260H58L57 262ZM85 261H87V260H85ZM29 263H27V264H29ZM85 264H93V263H91L90 261H87Z\"/></svg>",
	"mask_w": 264,
	"mask_h": 264
}]
</instances>
